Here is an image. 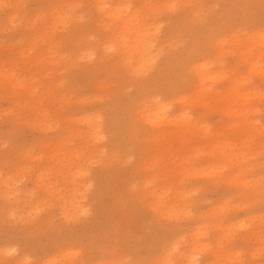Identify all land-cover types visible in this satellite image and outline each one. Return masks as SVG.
I'll list each match as a JSON object with an SVG mask.
<instances>
[{
	"label": "rangeland",
	"instance_id": "obj_1",
	"mask_svg": "<svg viewBox=\"0 0 264 264\" xmlns=\"http://www.w3.org/2000/svg\"><path fill=\"white\" fill-rule=\"evenodd\" d=\"M117 1L0 0V264H264V0Z\"/></svg>",
	"mask_w": 264,
	"mask_h": 264
},
{
	"label": "bare ground",
	"instance_id": "obj_2",
	"mask_svg": "<svg viewBox=\"0 0 264 264\" xmlns=\"http://www.w3.org/2000/svg\"><path fill=\"white\" fill-rule=\"evenodd\" d=\"M123 1V0H122ZM125 1V3H126V1L127 0H124ZM127 4V3H126ZM125 4V5H126ZM124 4L122 5V2L120 1V0H118L117 2H115L114 4H113V6H112V9H110L111 11H109V12H107L106 13V11H107V9H106V11H104V13H105V16L107 17V18H111V21H112V17H116V19L118 18V17H120V15H121V12H123V11H127V9L129 8H127V6H125ZM130 10V9H129ZM131 11V10H130ZM128 12V11H127ZM129 13V12H128ZM120 14V15H119ZM136 11L134 10V11H132V12H130V15H128L127 16V14L125 15V16H127V17H124V19H123V21H122V24H123V26H125L126 24H127V22H129L131 19H133V17H135L136 15ZM119 15V16H118ZM114 20H115V18H114ZM135 34H137V37L139 38V40H138V42H139V44H142V46H143V49L145 48V50H147L148 48H150L151 46H150V42H149V39L147 38L148 37V35L145 33V32H143V31H140V30H137V33L135 32ZM137 37H135V38H137ZM134 38V37H133ZM138 44V45H139ZM139 47V46H138ZM105 48H107V47H105ZM134 49V48H133ZM142 49V48H141ZM107 50V49H106ZM147 51H149V50H147ZM143 52H144V50H143ZM137 53V52H136ZM139 54V53H138ZM144 54V53H143ZM148 53H146V55H147ZM140 55V54H139ZM144 56V55H143ZM140 59H143V58H140ZM147 59V58H146ZM137 60H139V59H137ZM137 63V62H136ZM143 63V62H142ZM174 81H175V79H174ZM178 81V80H177ZM168 84V83H167ZM167 84H166V86H165V90H166V87H168L167 86ZM173 84V83H172ZM171 84V85H172ZM177 84V83H176ZM174 85H175V83H174ZM173 86V85H172ZM171 86V87H172ZM177 86V85H176ZM175 86V87H176ZM181 87V86H180ZM185 87V86H184ZM170 88V87H169ZM168 88V89H169ZM164 89V88H163ZM162 89V90H163ZM183 89V88H182ZM174 90V89H173ZM178 90H179V88H178ZM177 90V91H178ZM176 91V90H175ZM167 93H172L171 91H167ZM165 94V93H164ZM174 94V93H173ZM172 95V94H171ZM162 108V106L160 105V109L159 110H161L160 112H158L160 115L162 114V115H164V110H162L161 109ZM158 110V111H159ZM156 114V113H155ZM157 115V114H156ZM94 129H95V132H98V126L94 123V127H93ZM18 182V180L17 181H14V180H11V181H7V180H5L4 182H3V184H4V186H5V188L6 189H14V190H17V189H15L14 188V185L16 184ZM191 254V256H190V258H194V257H196L197 255L194 253V251L193 252H191L190 253Z\"/></svg>",
	"mask_w": 264,
	"mask_h": 264
}]
</instances>
